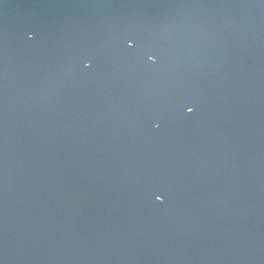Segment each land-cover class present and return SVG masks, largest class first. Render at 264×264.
Listing matches in <instances>:
<instances>
[{
    "label": "water",
    "instance_id": "obj_1",
    "mask_svg": "<svg viewBox=\"0 0 264 264\" xmlns=\"http://www.w3.org/2000/svg\"><path fill=\"white\" fill-rule=\"evenodd\" d=\"M0 264H264V0H0Z\"/></svg>",
    "mask_w": 264,
    "mask_h": 264
},
{
    "label": "snow or ice",
    "instance_id": "obj_2",
    "mask_svg": "<svg viewBox=\"0 0 264 264\" xmlns=\"http://www.w3.org/2000/svg\"><path fill=\"white\" fill-rule=\"evenodd\" d=\"M131 46H133V45L129 44V47H131ZM148 60L151 61V62H155L154 57L151 56V55L148 56ZM193 110H194L193 107H191V106L187 107V112L188 113L193 112ZM156 199L159 201V200H161V197L159 195H157Z\"/></svg>",
    "mask_w": 264,
    "mask_h": 264
}]
</instances>
